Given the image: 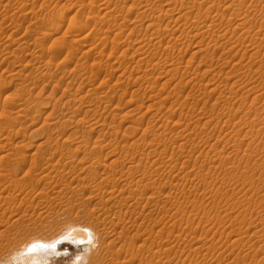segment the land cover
Masks as SVG:
<instances>
[{"label": "rangeland", "instance_id": "rangeland-1", "mask_svg": "<svg viewBox=\"0 0 264 264\" xmlns=\"http://www.w3.org/2000/svg\"><path fill=\"white\" fill-rule=\"evenodd\" d=\"M142 1L0 0V136L9 143L0 146V164H6L0 165V193L6 189L0 194V264H34L26 258L32 245L84 230L113 241L101 264L115 251L120 259L132 256L129 264H264V0H248L238 17L239 0L179 1L204 18L176 23L168 21L178 17L177 7L168 16L160 11L175 4ZM55 11L57 33L46 35ZM27 102L35 108H24ZM199 119L208 125L197 136ZM132 139L140 140L136 147H129ZM99 154L95 170L90 164ZM139 155L132 180L127 160ZM114 156H125L115 166L124 176L116 171L115 180H106L104 163ZM86 181L102 186L101 194L83 187ZM113 183L122 207L107 200L105 186ZM99 206L125 213L116 225L123 233L112 235V217L96 222ZM122 240L132 245L120 252ZM74 242L76 252L48 264H91L88 242Z\"/></svg>", "mask_w": 264, "mask_h": 264}, {"label": "bare ground", "instance_id": "bare-ground-1", "mask_svg": "<svg viewBox=\"0 0 264 264\" xmlns=\"http://www.w3.org/2000/svg\"><path fill=\"white\" fill-rule=\"evenodd\" d=\"M139 1V0H138ZM141 2H143L142 0H140ZM148 1V0H147ZM146 1V2H147ZM150 1V0H149ZM167 1H170V2H167L166 3V5H168V6H172L173 4H175V5H173V7H169L168 8V10L166 9V10H162V8H161V10L160 11H162L163 13H164V15L163 16H168L169 15V13H171V11H173V10H175L176 9V7H177V12H178V17H176V18H174L173 17V19H171V20H169L168 22H174V23H176V22H178L180 19H185V18H189V17H191V16H193L194 18H196L197 20H199V19H202V18H204L203 16H204V14L202 15V13H199V12H196V13H194V10H191V9H189L188 7L190 6H188V7H181V5H179V1H180V3L181 2H186V0H167ZM188 1H194V0H188ZM187 1V2H188ZM197 1V0H196ZM200 1V0H199ZM202 1V0H201ZM205 1V0H204ZM212 1H218V0H212ZM220 1V4H221V2H222V0H219ZM219 1H218V3H219ZM256 1V0H255ZM136 2V1H135ZM134 2V3H135ZM210 2V1H209ZM248 2V0H239V2H238V4H237V7H235L236 9H238V11L236 10L235 12L236 13H234V14H236V17H238V16H240L241 15V9H242V7L243 6H245V4ZM171 3H172V5H171ZM188 3H191V2H188ZM196 3V2H195ZM199 3V2H198ZM208 3V2H207ZM212 3V2H211ZM251 3H254L252 0H251ZM256 3V2H255ZM116 4V3H115ZM120 4V3H119ZM185 4V3H184ZM187 4V3H186ZM197 4V3H196ZM228 4V3H227ZM259 4H261V3H259ZM131 5V4H130ZM145 5V4H144ZM147 5V4H146ZM165 5V4H164ZM178 5L180 6V7H178ZM203 5V4H202ZM208 5V4H207ZM254 5V4H253ZM255 5H258V4H255ZM132 6H134V4L132 5ZM184 6V5H183ZM193 6V5H192ZM191 6V7H192ZM221 6V5H220ZM262 6V5H261ZM195 7V6H194ZM215 7H217V6H215ZM215 7H212V8H215ZM219 7V6H218ZM226 8V7H225ZM109 9V8H108ZM199 9V8H198ZM216 9V8H215ZM234 9V8H233ZM217 10H218V8H217ZM226 10H227V8H226ZM197 11H199V10H197ZM225 11V10H224ZM223 11V12H224ZM63 12V11H62ZM92 12V11H91ZM143 12H144V10H143ZM159 12V11H158ZM177 12H175V13H177ZM210 12V11H209ZM214 12V11H213ZM241 12V13H240ZM58 13H60V11H55L53 14H52V16L49 18V22H48V25L46 26V29L43 31V33L44 34H46V35H48V34H50V33H52V32H56L57 33V31H56V29H53V23H54V20H53V18L55 19V17H56V15H58ZM140 13H142V11L140 12ZM147 13V12H146ZM163 13H161V14H163ZM205 13H208L207 11H205ZM225 13V12H224ZM62 14V13H61ZM111 14V13H110ZM137 14V13H136ZM158 15V16H156V18H160L162 15ZM214 14V13H213ZM220 14V13H219ZM226 14V13H225ZM224 14V15H225ZM112 15V14H111ZM142 15V14H141ZM147 15V14H146ZM155 15V14H154ZM171 15V14H170ZM207 15L208 14H205V17H207ZM215 15V14H214ZM137 16V15H136ZM148 16V15H147ZM201 16H202V18H201ZM223 16V15H222ZM59 17V16H58ZM73 17V16H72ZM152 17H155V16H152ZM213 17V16H212ZM226 17V16H225ZM61 18V17H60ZM116 18V17H115ZM138 18V17H137ZM155 18V19H156ZM194 18H193V20H194ZM72 19V18H71ZM109 19V18H108ZM129 19V18H128ZM134 19V18H133ZM161 19V18H160ZM186 19V20H187ZM226 19V18H225ZM57 20H59V19H57ZM135 20V19H134ZM133 20V21H134ZM204 20V19H203ZM202 20V21H203ZM205 20H207V18H205ZM204 20V22H203V24H206L207 22ZM209 20V19H208ZM56 22V21H55ZM73 20H70V22H69V24L66 26L67 27V29H69L72 25H73ZM139 22V21H138ZM158 22V19L157 20H155L154 21V23H157ZM167 22V23H168ZM190 22V21H189ZM195 22V21H194ZM196 22H198V21H196ZM246 22V19H243V17H242V21H240L238 24L240 25V26H242V25H244V23ZM116 23V22H115ZM154 23H152L151 25H154ZM213 23V22H212ZM216 23V22H215ZM124 24H126V23H124ZM202 24V25H203ZM209 24V23H208ZM182 25V24H181ZM188 25V24H187ZM213 25V24H212ZM253 25V24H252ZM185 26H186V24H185ZM201 26V25H200ZM184 27V26H183ZM196 27H198L197 25H196ZM204 27V26H203ZM209 27V26H208ZM73 28V27H72ZM194 28V27H193ZM192 27H191V29H193ZM201 28V27H200ZM196 29V28H195ZM182 30H183V28H182ZM190 30V29H189ZM67 31V30H66ZM183 31H185V29L183 30ZM182 31V32H183ZM209 31V30H208ZM12 32V31H11ZM38 33H40V31H37ZM36 32V33H37ZM158 32V31H157ZM157 32H155V33H157ZM188 32V31H187ZM35 33V37L33 38V40L34 39H37V37H38V35L39 34H36ZM42 33V32H41ZM155 33L153 34V35H155ZM14 34V33H13ZM53 34V33H52ZM151 34H152V32H151ZM203 34V33H202ZM116 35H118V34H116ZM123 35V34H122ZM194 35V34H193ZM59 36V35H58ZM205 36V35H204ZM231 36V35H230ZM194 37V36H193ZM18 38V37H17ZM119 38V37H118ZM242 38V37H241ZM19 39V38H18ZM82 40H85L84 38H81ZM229 39V38H228ZM227 39V40H228ZM79 40V39H78ZM138 40V39H137ZM136 40V41H137ZM145 40V39H144ZM201 40V39H200ZM264 40V39H263ZM32 41V40H31ZM117 41V40H116ZM238 41V40H237ZM38 42V41H37ZM222 42V41H221ZM19 44V43H18ZM36 44V43H35ZM72 44V43H71ZM224 43H222L221 45H223ZM258 44V43H257ZM31 45V44H30ZM87 45V44H86ZM130 45V44H129ZM160 45H161V43H160ZM196 45V44H195ZM260 45V44H259ZM44 46V45H43ZM239 47V46H238ZM41 48V47H40ZM153 48V47H152ZM159 48V47H158ZM252 48V47H251ZM18 49V48H17ZM30 49V48H29ZM255 49V48H254ZM21 50V49H20ZM41 50V53H43V49L41 48L40 49ZM39 50V51H40ZM184 50V49H183ZM239 50V49H238ZM257 50V49H256ZM13 51V50H12ZM18 51L19 50H17V53H18ZM164 51V50H163ZM245 51V50H244ZM14 52V51H13ZM15 52H16V50H15ZM29 52V51H28ZM32 52V51H31ZM30 52V53H31ZM137 52V51H136ZM158 52V51H157ZM255 52H257V51H255ZM33 53V52H32ZM45 53H46V51H45ZM56 53H59V52H56ZM183 53V52H182ZM206 53V52H205ZM244 53V52H243ZM19 54V53H18ZM28 54V53H27ZM34 54V53H33ZM32 54V55H33ZM36 54V53H35ZM38 54V53H37ZM36 54V57L37 56H41V54H38L37 55ZM47 54V53H46ZM46 54H43V55H46ZM153 55L155 54V53H152ZM223 54V53H222ZM256 53H254V55H255ZM151 55V54H150ZM250 55V54H249ZM253 55V54H252ZM78 57V56H77ZM159 57V56H158ZM6 58V57H5ZM33 58L35 59V57L33 56ZM38 58V57H37ZM36 58V59H37ZM40 58V57H39ZM142 58V57H141ZM32 59V58H31ZM47 59V58H46ZM79 59V58H78ZM43 60V59H42ZM80 60V59H79ZM30 61V60H29ZM38 61H39V59H38ZM165 61V60H164ZM32 62H34L35 63V60L34 61H32ZM49 62V61H48ZM68 62V61H67ZM262 62V61H261ZM48 64V63H47ZM46 64V65H47ZM77 64V63H76ZM169 64V63H168ZM45 65V66H46ZM78 65V64H77ZM123 65V64H122ZM128 66V65H127ZM126 66V67H127ZM81 67V66H80ZM112 67V66H111ZM141 67V66H140ZM257 67V66H256ZM32 68V67H31ZM45 68V67H44ZM72 68V67H71ZM247 68H248V66H247ZM90 69V68H89ZM108 69V68H107ZM32 70V69H31ZM36 70V69H35ZM71 70V69H70ZM101 70V69H100ZM110 70V69H109ZM115 70V69H114ZM138 70V69H137ZM183 71V70H182ZM16 72V71H15ZM32 72H33V70H32ZM40 72V71H39ZM108 73V72H107ZM134 73H136V72H134ZM133 73V74H134ZM50 74V73H49ZM78 74V73H77ZM114 74V73H113ZM139 74V73H138ZM39 75V74H38ZM51 75V74H50ZM121 75V74H120ZM119 75V78L121 77ZM49 76V75H48ZM84 76V75H83ZM93 76V75H92ZM183 76V75H182ZM53 77V76H52ZM123 77V76H122ZM131 77V76H130ZM213 77V76H212ZM226 77V76H225ZM239 77V76H238ZM39 78V77H38ZM37 78V79H38ZM69 78V77H68ZM192 78V77H191ZM51 79V78H50ZM74 79H75V77H74ZM77 79V78H76ZM93 79V78H92ZM120 79H122V78H120ZM190 79V78H189ZM80 80V79H79ZM89 80V79H88ZM119 80V79H118ZM192 80V79H191ZM70 83H72L71 82V78L68 80ZM73 81V80H72ZM83 81V80H82ZM37 82V81H36ZM68 82V83H69ZM84 82H86V81H84ZM84 82H83V84H84ZM90 82V81H89ZM185 82V81H184ZM82 83V82H81ZM104 83V82H103ZM128 83V82H127ZM176 83V82H175ZM226 83V82H225ZM33 84V83H32ZM35 84V83H34ZM93 84V83H92ZM217 84V83H216ZM21 85H23V84H21ZM69 85V84H68ZM90 85V84H89ZM114 85V84H113ZM224 85V84H223ZM226 85V84H225ZM29 86V85H28ZM79 86V85H78ZM221 86V85H220ZM192 87V86H191ZM205 87V86H204ZM31 88V87H30ZM223 88V87H222ZM21 89V88H20ZM90 89H91V87H90ZM191 89V88H190ZM214 90H217L216 88H214ZM76 91H77V89H76ZM79 91V90H78ZM89 91V90H88ZM179 91H182V90H179ZM19 92V91H18ZM211 92V91H210ZM247 92V91H246ZM28 93V92H27ZM30 93V92H29ZM77 92H75V94H76ZM205 93V92H204ZM207 94V93H206ZM210 94V93H209ZM208 94V95H209ZM30 95V94H29ZM86 95V94H85ZM89 95V94H88ZM104 95V94H103ZM179 95V94H178ZM177 95V96H178ZM188 95H189V93H188ZM221 95V94H220ZM80 96V95H79ZM100 96V95H99ZM135 96V95H134ZM133 96V97H134ZM152 96V95H151ZM246 96V95H245ZM245 96H243V97H245ZM93 97V96H92ZM101 97V96H100ZM28 98H29V96H28ZM132 98V97H131ZM24 99V98H23ZM101 99V98H100ZM5 100V99H4ZM119 100V99H118ZM175 100H177V99H175ZM222 100V99H221ZM230 100V99H229ZM31 101V103L33 102L32 100H30ZM78 101V100H77ZM80 101V100H79ZM8 102H11V101H8ZM8 102H6L7 103V106H8ZM25 102V101H24ZM187 102V101H186ZM18 103H20V102H18ZM23 103V102H22ZM30 103V102H29ZM28 102L27 103H25L24 104V106H26V107H24V108H26V109H29L30 110V108L29 107H31L32 109L33 108H35L33 105L32 106H30L31 104H29ZM81 103V102H80ZM87 103V102H86ZM98 103V102H97ZM102 103V102H101ZM128 103V102H127ZM155 103V102H154ZM3 104H4V102H3ZM38 104V103H37ZM172 104V103H171ZM36 105V104H35ZM2 106V105H1ZM6 105H5V107H7ZM16 107H17V105H15ZM18 106H20V109H21V106L22 105H18ZM76 106V105H75ZM99 106V105H98ZM115 106V105H114ZM2 107H4V106H2ZM70 107V106H69ZM170 107V106H169ZM239 107V106H238ZM11 108V107H10ZM14 108V107H13ZM19 108V107H18ZM37 108V107H36ZM134 108V107H133ZM132 108V109H133ZM257 108V107H256ZM17 109V108H16ZM20 109H18V110H20ZM71 109V108H70ZM75 109H76V107H75ZM78 109V108H77ZM76 109V110H77ZM231 109V108H230ZM4 110V109H3ZM22 110V109H21ZM36 110V109H35ZM79 110V109H78ZM89 110L90 109H88V111H86V113L87 114H89ZM25 111H28V110H22V112H25ZM13 112V111H12ZM20 112V111H19ZM93 112V111H92ZM96 112V111H95ZM6 113V112H5ZM26 113V112H25ZM86 113H85V115H86ZM213 113V112H212ZM19 114H21V113H19ZM145 114V113H144ZM27 115V114H26ZM214 115V114H213ZM8 117V116H7ZM16 117H18V116H16ZM16 117H13V118H16ZM94 117V116H93ZM201 117V116H200ZM203 117V116H202ZM235 117V116H234ZM10 117H8V119H9ZM164 118V117H163ZM168 118V117H167ZM198 118V117H197ZM209 118V117H208ZM216 118H217V116H216ZM218 118H220V117H218ZM196 119V118H195ZM210 120L212 119V118H209ZM19 120V119H18ZM104 120V119H103ZM208 120V119H207ZM206 119L204 120L205 121V123L204 122H202L201 121V119H199V122L197 123V127H198V124H200V125H202L203 127H201V126H199V127H201L200 129H199V131H198V134L196 133V135L198 136V135H200V134H203L204 133V130H203V128L205 127V126H207L208 124V122H206L207 121ZM209 120V121H210ZM14 121V120H13ZM13 121L12 122H10V124H13ZM21 121H23V120H21ZM79 121V120H78ZM175 121H177V120H175ZM179 121V120H178ZM212 121V120H211ZM16 122V121H15ZM20 122V121H19ZM103 122V121H102ZM106 122V121H105ZM163 122V121H162ZM212 122H214V121H212ZM216 122H217V120H216ZM95 123V122H94ZM167 123V122H166ZM173 123V122H172ZM187 123V122H186ZM252 123V122H251ZM20 124H22V122L20 123ZM92 124V123H91ZM153 124V123H152ZM213 124H216V125H219L218 124V122L217 123H213ZM96 125H98V124H96ZM205 125V126H204ZM93 126V125H92ZM132 127V126H131ZM193 127V126H192ZM197 127H196V129H197ZM254 128V127H253ZM18 129V128H17ZM90 129V128H89ZM128 129V128H127ZM2 130V129H1ZM76 130H78V129H76ZM76 130H75V132H76ZM91 130V129H90ZM133 129H131V131H132ZM192 130V129H191ZM214 130V129H213ZM38 131V130H37ZM145 131V130H144ZM72 132V131H71ZM73 132H74V130H73ZM134 131H132V133L131 134H133L134 135V133H133ZM160 132V131H159ZM164 132V131H163ZM0 133H1V131H0ZM8 133V132H7ZM10 133V132H9ZM8 133V134H9ZM54 133V132H53ZM101 133V132H100ZM111 133V132H110ZM117 133V132H116ZM210 133H212V132H210ZM209 133V134H210ZM3 134V133H2ZM51 134V133H50ZM69 134H73V133H70L69 132ZM116 135V134H115ZM190 135V134H189ZM195 135V134H194ZM208 134H206V136H207ZM211 135V134H210ZM210 135H208V137L210 136ZM7 136V134L4 136V137H6ZM142 136V135H141ZM144 136V135H143ZM157 136V135H156ZM188 136V135H187ZM1 138H3L2 136H0ZM154 137V136H153ZM202 137V136H201ZM7 138H10L9 136L7 137ZM52 138V135H50V136H48V140L47 141H49L50 139ZM68 138V137H67ZM155 138V137H154ZM193 138V137H192ZM11 139V138H10ZM136 139H140L139 137L138 138H136ZM156 139V138H155ZM187 139V138H186ZM99 140V139H98ZM98 140H97V142H98ZM133 140V139H132ZM131 140V141H132ZM167 140V139H166ZM174 140V139H173ZM172 140V141H173ZM193 139H191V141H192ZM199 140V139H198ZM207 140H208V138H207ZM12 141V140H11ZM130 141V142H131ZM140 141V140H139ZM139 141L137 142L136 140H133L131 143H130V146H129V144H128V146L129 147H134L135 145H137L138 143H139ZM188 141H190V140H188ZM2 142V143H1ZM57 142V141H56ZM96 142V141H95ZM142 142V141H141ZM194 141H192V143L191 144H193V146H194V143H193ZM0 146L2 145V147L4 146L5 147V145L8 143L7 142V139H0ZM198 143V142H197ZM9 144V143H8ZM44 144V143H43ZM78 144V143H77ZM125 144V143H124ZM123 144V145H124ZM196 144V143H195ZM46 145V144H45ZM180 145H181V143H180ZM40 146H43V145H40ZM84 146V145H83ZM86 146V145H85ZM185 145H181L180 147H182L183 149L185 148L184 147ZM78 147V146H77ZM76 147V148H77ZM136 147V146H135ZM163 147V146H162ZM165 147V146H164ZM57 148V147H56ZM56 148L55 149H53V150H56ZM80 148V147H79ZM125 150H129V148H127L126 149V147H123ZM199 148V147H198ZM2 149V148H1ZM62 149V148H61ZM70 150L69 151H71V147L69 148ZM75 149V148H74ZM78 149V148H77ZM193 149H196L195 148V146H194V148ZM51 150V149H50ZM49 150V151H50ZM53 150H51V151H53ZM64 150H66V149H64ZM68 150V149H67ZM66 150V151H67ZM73 150V149H72ZM83 150H84V148H83ZM124 150V151H125ZM153 150V149H152ZM85 151V150H84ZM97 151V150H96ZM101 151V150H100ZM123 151V150H122ZM121 151V152H122ZM137 151V150H136ZM154 151V150H153ZM190 152L191 150H187V152ZM216 151V150H215ZM8 152V151H7ZM16 152H18V151H16ZM48 152V151H47ZM65 152V151H64ZM68 152V151H67ZM76 152V151H75ZM87 152V151H86ZM85 152V153H86ZM99 152V151H98ZM127 152V151H126ZM192 152V151H191ZM201 152V151H200ZM204 152V151H203ZM10 153V152H9ZM19 154H16V155H20V152H18ZM50 153V152H49ZM56 153H58V152H56ZM60 153V152H59ZM61 153H62V151H61ZM68 153H71V154H69V155H66V156H68V157H70L72 154H73V151L72 152H68ZM112 153H114L113 151H112ZM128 153H129V151H128ZM143 153V152H142ZM145 153V152H144ZM152 153H154V152H152ZM164 153V152H163ZM186 153V152H185ZM194 153V152H193ZM4 154H6V151L4 152ZM12 154V153H11ZM14 154V153H13ZM51 154V153H50ZM93 154H95V153H93ZM148 154V159H150L151 157H152V154L151 153H147ZM156 154V153H155ZM165 154V153H164ZM2 155L3 154H1V156L0 157H2ZM34 155V154H33ZM62 155V154H61ZM90 155V154H89ZM96 155H98V154H96ZM100 156L98 157V156H96V159L95 160H93V162L90 164L92 167H93V169H95V170H97L96 168H95V164L96 163H101V159H100V157H101V154H99ZM119 155H124V154H119ZM127 155H129V154H127ZM138 155V154H137ZM143 155V154H142ZM141 155V156H142ZM146 155V154H145ZM171 155V154H170ZM186 155V154H185ZM189 155H190V153H189ZM207 155V154H206ZM20 156H22V155H20ZM53 156V155H52ZM59 156V155H58ZM75 156V155H74ZM74 156H72V157H74ZM84 156V155H83ZM82 156V157H83ZM126 156V155H125ZM125 156L124 157H122V158H125ZM131 156V155H130ZM140 156V155H139ZM140 156V157H141ZM163 156V155H162ZM48 157V156H47ZM46 157V158H47ZM88 157V156H87ZM115 157V156H114ZM127 157V156H126ZM189 157V156H188ZM192 157V156H191ZM190 157V158H191ZM53 158H55V156H53ZM63 158V157H62ZM66 158V157H65ZM92 158V157H91ZM95 158V157H94ZM122 158H117V157H115V158H113V160L110 162V164H106V163H104V165L106 166V168H105V174H106V180H108V179H111L112 181L113 180H115V178H117L115 175L117 174L116 173V171L118 172L119 170H117V168L115 169V166H116V164L117 163H119V161L122 159ZM130 158V157H129ZM158 158V157H157ZM190 158H186L187 160L185 161V162H188V160L190 159ZM197 158V157H196ZM207 158V157H206ZM18 159V158H17ZM84 160H85V158H83ZM83 159H82V162H83ZM139 159H142V157L141 158H134V157H132V159H129V160H127V161H131V162H128V163H130L129 164V166H127V168H126V170L128 169V171L127 172H129L128 174H130V177H131V174H132V180H133V174L134 173H131V172H134V171H136L137 172V169H138V167H137V164H138V161L139 162H141ZM144 159V158H143ZM1 161L3 160V159H0ZM26 160H28V159H26ZM50 160V159H49ZM86 160H88V158H86ZM210 160V159H209ZM221 160V159H220ZM0 161V162H1ZM19 161V160H18ZM23 161V160H22ZM48 161V160H47ZM54 161V160H53ZM59 161H61V163H63L64 161H62V159L61 160H59ZM88 161H90V160H88ZM152 161V160H151ZM153 161H154V159H153ZM152 161V162H153ZM195 161V160H194ZM4 162V161H3ZM3 162H1V163H3ZM6 162V161H5ZM24 162H25V160H24ZM29 162V161H28ZM85 162V161H84ZM96 162V163H95ZM122 162H124V161H121V163ZM135 162H137V164L135 165L134 163ZM143 162H145L144 160H143ZM147 162V161H146ZM145 162V163H146ZM149 162V161H148ZM162 162V161H161ZM164 162V161H163ZM166 162H167V160H166ZM175 162V161H174ZM227 162V161H226ZM88 163V162H87ZM121 163H120V166H121ZM145 163H143V167H144V165H146ZM151 163V162H150ZM171 163V162H170ZM183 163H184V161H183ZM182 163V164H183ZM8 164V163H7ZM64 164V163H63ZM62 164V166H64ZM124 164V163H123ZM122 164V165H123ZM161 164V163H160ZM1 165V167L3 168L4 167V165H6L5 163H4V165L2 166V164H0ZM87 165V164H86ZM89 165V164H88ZM119 165V164H118ZM200 165V164H199ZM22 166V165H21ZM31 166V165H30ZM90 166V167H91ZM147 166V165H146ZM145 166V167H146ZM161 166V165H160ZM8 167V166H7ZM6 167V172L8 171L7 168ZM29 167V166H28ZM85 167V166H84ZM89 167V168H90ZM119 167V166H118ZM121 167H123V166H121ZM176 167V166H175ZM174 167V168H175ZM198 168V167H197ZM119 169V168H118ZM199 169V168H198ZM2 170V169H1ZM4 170V169H3ZM2 170V171H3ZM68 170V169H67ZM122 169H120V171H121ZM142 170V169H141ZM147 170V169H146ZM208 170V169H207ZM49 171H51V170H49ZM53 171V170H52ZM51 171V172H52ZM103 171V170H102ZM123 171V170H122ZM145 171V170H144ZM156 171V170H155ZM166 171V170H165ZM179 171V170H178ZM60 172V171H59ZM104 172V171H103ZM102 172V173H103ZM57 173V172H56ZM119 174H122L121 172H118ZM144 173V172H143ZM142 172H141V174H143ZM146 173V172H145ZM49 174V173H48ZM54 174V173H53ZM88 174V173H87ZM104 174V175H105ZM138 174V173H137ZM136 174V175H137ZM47 175V174H46ZM56 175V174H55ZM123 175V174H122ZM121 175V176H122ZM149 175V174H148ZM152 175V174H151ZM54 176V175H53ZM118 176V175H117ZM120 176V175H119ZM118 176V177H119ZM124 176V175H123ZM5 177H6V179L8 180L9 179V176H8V174L6 175V173H5ZM58 177H59V175H58ZM104 177V176H103ZM125 177H127V176H125ZM141 176H139V178H140ZM146 177H148V176H146ZM150 177V176H149ZM148 177V178H149ZM152 177V176H151ZM46 178H47V176H46ZM51 178V177H50ZM82 178V177H81ZM91 179H92V177H90ZM127 178H129V175H128V177ZM142 179H144L145 178V175L143 174V177H141ZM6 179H4V180H6ZM11 179V178H10ZM39 179H41V178H39ZM49 179V178H48ZM66 179V178H65ZM80 179V178H79ZM91 179H89L90 181H91ZM124 179V178H123ZM137 179H138V177H137ZM150 179V178H149ZM3 180V179H2ZM62 180H63V178H62ZM71 180V179H70ZM93 180V179H92ZM111 180H110V182H111ZM121 180V179H120ZM128 180L129 179H125V181L126 182H128ZM139 180V179H138ZM146 180V179H145ZM13 181V180H12ZM12 181H6L8 184L7 185H9V184H14ZM67 181H68V179H67ZM81 181H82V179H81ZM81 181H79L78 182V184L79 183H81ZM131 180H129V186H130V184H131V182H130ZM1 182H3V181H1ZM5 182V183H6ZM59 182V181H58ZM87 182V181H86ZM144 182V184H147V182H148V180L147 181H143ZM66 183V182H65ZM92 183V182H91ZM90 182H87V183H85V184H83L82 186L83 187H85V186H92V188L94 187V189H92V192L94 191V192H97V193H94V194H101V191L103 190H101L100 188H102V186H100V187H98L96 184V186L95 185H93V184H91ZM116 183V182H115ZM123 183L124 184H126L124 181H123ZM139 183V182H138ZM142 182H140L139 183V185H138V187H141V186H143V184H141ZM16 184V183H15ZM72 184V183H71ZM99 184V183H98ZM114 184V183H113ZM117 184H119V183H117ZM127 184V185H128ZM76 185V184H75ZM80 185V184H79ZM115 185L116 184H114L113 186L111 185V187H109V186H105V188H110L108 191H107V193L109 194V197L107 198V200H110V201H113V205H116V207L117 206H119L120 204H121V201H122V197H121V195H119V193L118 192H116V189H115ZM153 185V184H152ZM3 186V185H2ZM122 186H124V185H122ZM135 186H137L136 184H135ZM134 186V187H135ZM148 185H146L145 186V190L147 191V189H151L150 187H148L147 189H146V187H147ZM154 186V185H153ZM152 186V187H153ZM10 187H12V185L11 186H9V188ZM15 187V186H14ZM117 187V186H116ZM126 187V186H125ZM197 187V186H196ZM4 188V187H3ZM2 188V189H3ZM78 189V188H77ZM85 189V188H84ZM131 189V188H130ZM4 190V192H5V188L3 189ZM3 190H2V192H3ZM11 190V189H10ZM160 190V189H159ZM105 191V192H106ZM130 191V190H129ZM1 192V193H2ZM3 192V193H4ZM9 192V191H8ZM151 193L153 192V191H150ZM0 193V194H1ZM103 193V192H102ZM121 193V192H120ZM133 193H135V192H132V194ZM148 193V192H147ZM154 193V192H153ZM94 194H92V196L94 195ZM130 194V193H129ZM132 194L130 195V196H132ZM143 194V193H142ZM7 195V194H6ZM5 195V196H6ZM134 195H136V193L134 194ZM139 195H141V194H139ZM149 195V194H148ZM2 195H0V197H1ZM5 196H4V198H5ZM3 197V196H2ZM101 197V196H100ZM126 198H127V196H125ZM133 197V196H132ZM125 198V199H126ZM128 198H129V195H128ZM127 198V199H128ZM131 199H133V198H131ZM136 199H138V198H136ZM141 199V198H140ZM126 202H125V204L127 203V200H125ZM128 201H130L129 199H128ZM133 201H135V199L133 200ZM133 201H131V202H133ZM127 204H130V202L129 203H127ZM138 204V203H137ZM122 205V204H121ZM120 205V206H121ZM131 205H132V203H131ZM130 205V206H131ZM133 205H135L134 204V202H133ZM100 207V206H99ZM99 207H97L98 208V210H96V211H98L96 214H94L95 215V219H96V222L98 223V224H102V223H104L108 218H110V217H112V219L114 220L113 222H112V228H113V230H112V235L114 234L115 235V233H117V235H120L121 233H123V230H122V232H121V230L120 231H116L117 230V224L123 219V218H125V217H123L122 218V216H124L125 215V213H124V215H122L121 213H119V212H121V211H119V212H113L112 211V209L111 208H99ZM109 207H111V206H109ZM122 207V206H121ZM134 207V206H133ZM128 208H129V205H128ZM132 209V208H131ZM126 212V211H125ZM131 213V212H130ZM126 214H127V212H126ZM126 224V223H125ZM105 227V226H104ZM123 227V226H122ZM129 227V226H128ZM85 228V227H84ZM81 230V229H80ZM84 230V229H83ZM82 230V231H83ZM126 230V229H125ZM77 233V232H76ZM83 234H81V232H78V234L77 235H72V236H69V237H64L63 235V239L61 238V239H59L57 242L55 241V242H53V243H50V244H52L51 246H50V244L49 243H45L46 244V246H43L44 244H43V242L41 243V244H39L38 245V243H35V244H37V245H32L31 246V248L28 250V252H27V256L28 257H26V258H29V260H34V264H48V262H49V260L50 259H54V261H61V262H63V261H65L66 259H62V258H59V257H62V255H68V253L69 254H72V251H73V253L74 252H76V250H75V248H77L78 246H76L77 244H76V242H74V240H80V243H82V242H88V246H87V248H88V254H89V257L91 256V259H90V261H91V264H96L97 262L99 263V264H101L103 261H102V255L103 254H106V253H108L110 250H109V248H110V245L113 243V241H111V242H109V243H106L103 239H102V237H101V235L99 234H96L95 235V237L92 235V234H90L89 232H87V231H83L82 232ZM119 233V234H118ZM125 234V233H124ZM70 235V234H69ZM68 236V235H67ZM116 237V236H115ZM114 237V238H115ZM92 239V240H91ZM118 239V238H117ZM242 239V238H241ZM116 240V239H115ZM114 240V241H115ZM128 241V240H127ZM126 240H122V244H121V246H120V248H116V250L117 249H119L120 250V252L123 250V249H125L126 247H128V246H130V244H128V242H127ZM32 242V241H31ZM35 242V241H34ZM30 244V243H29ZM115 244H116V242H115ZM83 245H84V243H83ZM132 245V244H131ZM28 243H27V245L26 246H24V248L25 247H27L28 248ZM141 246V245H140ZM80 247V246H79ZM143 247V246H142ZM144 248V247H143ZM74 249V250H73ZM127 249V248H126ZM130 249H132V248H130ZM24 250V249H23ZM20 251V252H24V253H26L25 252V250H27V249H25L24 251ZM126 251V250H125ZM132 251V250H131ZM116 252V251H115ZM115 252H114V254H113V256H111L112 258H111V261L108 263V264H129V263H131V262H133V261H131L133 258H131L130 257V259H126V258H128V257H126V255H125V259H120L121 258V256L120 255H122V254H119V253H117L116 252V254H115ZM17 253H19V252H17ZM19 254H21V253H19ZM111 254V255H112ZM125 254V253H124ZM127 254V253H126ZM130 254V253H129ZM16 255V254H15ZM24 255V254H23ZM109 255V254H108ZM18 258V257H17ZM17 258H14V259H17ZM25 258V257H24ZM24 258H22L21 257V259H22V261H26V260H23ZM121 260H123V261H121ZM53 261V262H54ZM148 262H149V260H147ZM28 262V261H27ZM27 262H25V263H27ZM106 262H108V261H106ZM23 263V262H22ZM29 263H31V264H33V262H31V261H29ZM29 263H27V264H29ZM155 263V262H154ZM134 264V263H133ZM145 264V263H144ZM151 264V263H150Z\"/></svg>", "mask_w": 264, "mask_h": 264}]
</instances>
